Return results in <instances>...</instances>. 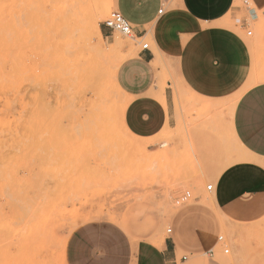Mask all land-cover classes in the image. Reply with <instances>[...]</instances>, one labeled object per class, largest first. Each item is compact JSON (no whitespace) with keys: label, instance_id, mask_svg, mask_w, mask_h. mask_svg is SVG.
I'll use <instances>...</instances> for the list:
<instances>
[{"label":"rangeland","instance_id":"rangeland-1","mask_svg":"<svg viewBox=\"0 0 264 264\" xmlns=\"http://www.w3.org/2000/svg\"><path fill=\"white\" fill-rule=\"evenodd\" d=\"M69 2L0 0V264H65L68 235L87 221L112 222L134 243L173 240L177 262L264 264V190L223 204V174L205 172L264 168L231 137L232 100L208 102L176 84L175 129L154 149L129 147L127 97L113 78L140 47L105 34L110 3L96 20L100 39L92 25L83 30L100 3ZM235 8L246 9L242 0ZM74 58L85 62L76 74Z\"/></svg>","mask_w":264,"mask_h":264},{"label":"crops","instance_id":"crops-1","mask_svg":"<svg viewBox=\"0 0 264 264\" xmlns=\"http://www.w3.org/2000/svg\"><path fill=\"white\" fill-rule=\"evenodd\" d=\"M94 1L110 3L128 21L140 47L116 72L128 102L123 123L131 135L148 143L149 149L160 145L163 136L176 127L173 86L179 84L208 102L232 100L230 133L234 143L245 150V160L264 162V81H258L264 75V0H253L256 9L235 8L236 0ZM104 32L110 34L106 28ZM138 40L148 42V49L141 50ZM242 110H246L247 123L240 135ZM211 167L214 169L205 172L223 174L219 189L223 204L239 191L264 190L262 164ZM87 222L68 235L65 264L177 262L173 240L162 239L160 247L146 241L134 243L112 222ZM210 254L208 251L205 256ZM183 264L201 263L192 257Z\"/></svg>","mask_w":264,"mask_h":264},{"label":"bare ground","instance_id":"bare-ground-1","mask_svg":"<svg viewBox=\"0 0 264 264\" xmlns=\"http://www.w3.org/2000/svg\"><path fill=\"white\" fill-rule=\"evenodd\" d=\"M22 1V0H21ZM34 1H36V0H34ZM17 2V1H16ZM38 2V1H37ZM41 3V2H40ZM20 4H21V2H20ZM108 4L107 3H100V4H98V6L95 8V9H97L93 14H91V15H88L85 19H84V21H83V30H84V32H86V30L88 31L89 29H87L90 25H92L93 27H94V30H95V32H96V34L98 35V37L101 39V32H100V29L97 27V22H96V20L99 18L100 19V17L103 15V14H106V12H104L103 11V9H104V7L105 6H107ZM25 7H27L26 5H24ZM23 6V7H24ZM22 7V6H21ZM22 7V8H23ZM19 8H20V6H19ZM35 8V7H34ZM37 8V7H36ZM44 8V7H43ZM25 9H27V8H25ZM104 12V13H103ZM88 35H90V34H88ZM87 34H85V36H88ZM117 44V43H116ZM118 44H119V42H118ZM124 59V58H123ZM126 59V58H125ZM79 61V62H78ZM92 61V60H91ZM122 63V60H120V61H118L117 63H116V65H115V68H116V70L118 69V67L120 66V64ZM84 64H85V62H84ZM83 64V61H82V59L81 58H74L73 59V61H72V66L75 68L74 69V74H76V68H78V67H80V68H84L85 67V65ZM89 63H88V61H87V65H88ZM82 69H79L77 72L79 73ZM85 69V68H84ZM115 70V71H116ZM73 71V70H72ZM82 73V72H81ZM115 74H114V78H113V83H114V88L117 90V91H121L120 90V88H119V86H118V84H117V82H116V79H115ZM259 82L260 81H264V75L262 76V77H260V79L258 80ZM122 95H123V92H122ZM232 110H233V106H232ZM229 114H231L230 113V111H229ZM232 115V114H231ZM127 134L129 135V137H130V139H129V147H134V148H138V149H140L141 151H145L144 149H146V146H145V142L143 141V140H141V139H138V138H135L133 135H131L128 131H127ZM135 141V142H140V144H138L137 145V143H133V142ZM235 142H237V141H235ZM238 143V142H237ZM245 151V150H244ZM243 151V152H244ZM242 152V153H243ZM249 160H251V161H253V162H256V161H254V160H252V159H249ZM208 186V185H207ZM206 186V187H207ZM85 219V218H84ZM86 220V219H85ZM161 240H162V238H156V239H153V241H152V243L151 244H154L155 245V247L157 246V247H160V242H161ZM157 249V248H156Z\"/></svg>","mask_w":264,"mask_h":264},{"label":"built area","instance_id":"built-area-1","mask_svg":"<svg viewBox=\"0 0 264 264\" xmlns=\"http://www.w3.org/2000/svg\"><path fill=\"white\" fill-rule=\"evenodd\" d=\"M243 5L246 7V9H250L248 6L247 0H242ZM160 11L159 13H161ZM104 27L110 31L117 32L125 37H130L132 39H135L133 36V29L131 24L126 21L119 12L116 10L112 11L108 17L103 22ZM247 35H251V31L247 32ZM139 43H141V50H147L149 43L148 42H141V40H138ZM206 190L210 192L212 190V185H208L206 187ZM171 231L169 230L168 233ZM221 240V238L219 239ZM227 253V251H225ZM186 257H182L178 262H175L174 264H183V262L186 261Z\"/></svg>","mask_w":264,"mask_h":264},{"label":"snow or ice","instance_id":"snow-or-ice-1","mask_svg":"<svg viewBox=\"0 0 264 264\" xmlns=\"http://www.w3.org/2000/svg\"><path fill=\"white\" fill-rule=\"evenodd\" d=\"M42 7H46L48 9H57V8H71L74 7L73 2H69V0H47V3L41 5ZM130 91H133V89H129ZM262 94H264V89L261 90ZM246 110H242L240 116H239V124L238 127L240 129L239 134L242 135L244 131L246 130ZM214 178V177H213ZM209 183H211V180H209ZM75 243V241H73ZM69 264H74L73 261H69Z\"/></svg>","mask_w":264,"mask_h":264}]
</instances>
